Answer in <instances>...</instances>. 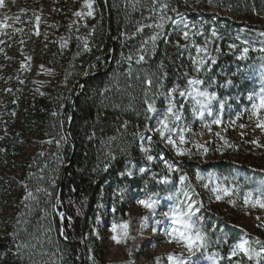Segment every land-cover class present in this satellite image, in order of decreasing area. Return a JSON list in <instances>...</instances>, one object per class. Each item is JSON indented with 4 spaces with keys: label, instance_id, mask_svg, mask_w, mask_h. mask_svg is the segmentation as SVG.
Listing matches in <instances>:
<instances>
[{
    "label": "trees",
    "instance_id": "trees-1",
    "mask_svg": "<svg viewBox=\"0 0 264 264\" xmlns=\"http://www.w3.org/2000/svg\"><path fill=\"white\" fill-rule=\"evenodd\" d=\"M91 1L96 23L57 20L41 41L54 70L44 89L4 68L8 49L0 40V264L101 260L95 231L103 211L122 221L135 198L170 192L176 182L161 164L172 159L166 151L159 158L160 143L151 161L145 157L142 141L156 120L145 101L167 110L165 92L174 98L188 78L219 97L221 78L233 68H264V0ZM47 2L57 8L65 0ZM231 153L248 158L252 150L241 143ZM179 169L188 181L191 169ZM202 214L222 225L216 213ZM202 230L219 264H257L243 254L229 258L232 233L217 238L208 225Z\"/></svg>",
    "mask_w": 264,
    "mask_h": 264
},
{
    "label": "rangeland",
    "instance_id": "rangeland-1",
    "mask_svg": "<svg viewBox=\"0 0 264 264\" xmlns=\"http://www.w3.org/2000/svg\"><path fill=\"white\" fill-rule=\"evenodd\" d=\"M88 2L92 4L91 16L87 15L89 9L85 7V0H65V3L59 4L57 8L51 3L48 4L47 0H3L0 3V23L7 26L0 27L6 34L1 36L0 40L5 41L8 49L2 57L4 68L7 71H19L26 83L44 89L53 79L54 70L41 56L42 53L47 54V49L43 51L41 47V41H47L50 31L61 21L76 24L78 28L96 23L97 11L93 2L91 0ZM76 12L84 15L76 16ZM162 20L159 24L165 21ZM161 29L162 27H158L157 32ZM243 54L242 51H238L235 55L236 60H242ZM229 73L221 78L222 82L218 87L220 96L215 97L207 105L212 115L204 111V115L201 116L203 110L199 105L191 98L186 99L180 95L182 91L191 90L188 82L194 79L188 78L174 98L165 92L168 105L174 102L173 114L168 116V130L163 137L157 131L160 127L159 122L167 111L164 106L157 108L156 120L150 130L151 135L143 138L142 146L147 159L151 156L152 146L161 144L163 150L159 158L164 159L162 152L166 151L172 159L169 163L163 161L161 164L172 165L171 171L165 167L176 177V182L170 192L163 190L158 194L135 198L130 203L126 218L122 221L112 220L105 209L97 220L95 231L105 254L101 260H91V264H168V254L182 255L186 258L188 256L186 249L174 242L168 243L166 230L169 221L164 215L177 202L185 200V192L196 202L194 207L200 209L194 220L201 230L203 226L208 225V231L215 233L214 237L217 238L232 233L236 237L232 249L242 239H247L250 246L257 250L264 245V209L244 204L245 192L253 191L254 195H258L264 191V130L257 127V118L245 111L250 107L247 96L264 91V68L247 66L242 70L235 67ZM196 87L207 92L206 89L200 88V84ZM221 104L224 105L223 109L220 107ZM176 115L180 117L179 120L175 119ZM261 116L264 117V112ZM217 118L221 120L219 125L213 123ZM181 130L185 138L183 144L179 139ZM169 140L175 144L169 143ZM252 141L257 143L254 144ZM241 143L252 150L250 157H238L231 153V148ZM177 148L185 154L178 155ZM179 165L183 169H191L188 181L184 179L181 182V177L184 176ZM217 166L230 167V170L225 168L220 173L216 170L219 168ZM157 181L160 183V179ZM217 187L232 189V194L223 196L221 193L222 199L217 200L215 193L212 192V189ZM149 197L158 200L152 210L138 203L139 200ZM230 200L233 203H229ZM105 207L104 205L103 208ZM203 212L216 213L222 219V225L215 227L208 217H203ZM124 221L129 225L128 237L124 243L116 244L111 240V226L113 223L120 224ZM257 240L260 241L259 244L256 243ZM192 259L194 264H219L217 259L208 255L207 248ZM252 260L257 261L255 258Z\"/></svg>",
    "mask_w": 264,
    "mask_h": 264
},
{
    "label": "snow or ice",
    "instance_id": "snow-or-ice-1",
    "mask_svg": "<svg viewBox=\"0 0 264 264\" xmlns=\"http://www.w3.org/2000/svg\"><path fill=\"white\" fill-rule=\"evenodd\" d=\"M3 0H0V3H2ZM85 7L89 9L87 12L88 16L92 15V4L88 2V0H85ZM164 7H167L166 5ZM76 16H82L84 15L81 12H76ZM37 21H39V17L36 18ZM7 25L0 23V27H6ZM156 27H163L162 24L156 25ZM185 38H187L188 33L185 32ZM215 35V33H213ZM156 36L151 37L153 41L156 40ZM233 47H235L233 45ZM197 51H204V49H197ZM245 53L248 51L247 48L243 50ZM129 60L131 57L128 58ZM140 60H143V57H140ZM139 62V61H137ZM214 62V61H213ZM196 63V61H194ZM200 63H203V61H200ZM23 68L24 65H21ZM43 67V66H41ZM149 84L151 81H147ZM189 86L191 88L190 91H182L180 95L182 97L191 98L195 101L196 105H199L201 111V116L204 115V111H207L209 115H212V112L207 108V105L211 103L213 99H215L214 95H209L205 91L199 90L196 85H199L202 83V81L199 80H190ZM247 100L250 102V107L246 108L245 111L249 112L251 116L256 117L258 120L257 127L264 130V117L261 116V113L264 112V91L250 94L247 96ZM147 104V112L152 113L155 112L156 109L154 108L152 103H149L147 100L145 101ZM221 109H223L224 105H220ZM173 114V106L172 104H169L167 108V114L164 116L162 120H160V127L157 129V131L160 132V135L163 137L165 135V131L168 130V116ZM176 120H179L180 117L178 115L175 116ZM213 123L219 125L221 123V120L219 118L214 119ZM235 123V121H233ZM241 127H244V125H240ZM243 135V133H242ZM180 143H185V138L183 135V130H181L179 134ZM169 143L175 144L174 141L169 140ZM227 143V141H225ZM252 143H257L256 141H252ZM207 151V149H205ZM177 154L178 155H184V151L177 148ZM147 159L151 161L153 159L152 156H148ZM168 169L171 171L172 165L168 164L166 165ZM141 172L144 171V169H140ZM132 173L129 172L128 175H131ZM185 178L181 177V182H183ZM160 183H168L167 179H162L159 181ZM207 187V185H205ZM212 192L215 193L216 199L220 200L222 199L221 193H223V196H230L232 194V189L224 188V187H217L213 188ZM31 196V193L28 194ZM185 200L181 202H177L174 207L170 209L169 212L164 213L165 217L169 221V226L166 230V236L168 237V243H176L178 245H181L184 249L187 250L188 256L185 258L182 255H174V254H168L167 260L168 264H194L193 257L196 256L197 253H201L203 250H206L207 248V237L206 234L201 230L200 227L197 225V221L194 220V217L196 216V213L200 210L199 207H194L196 204L195 201L191 200L189 197V194L187 192L184 193ZM138 203L142 205L144 208H147L149 210L154 209L156 204L158 203V200H154L151 197L148 199H142L139 200ZM229 203H233V201H229ZM244 204L245 206H251L253 208L259 207L261 209H264V191H262L258 195H254L253 191H248L244 193ZM63 215V213H61ZM128 222L124 221L120 224L113 223L111 226V240L115 242L116 244L124 243L125 240L128 237ZM256 243H260L259 240L256 241ZM238 254H243L246 256L249 260L256 259L257 264H259L260 259H264V245L257 250L256 248H253L250 246L249 241L247 239H242L239 241L232 249L230 253V257L237 256ZM218 255V254H217ZM157 261H159V258H157Z\"/></svg>",
    "mask_w": 264,
    "mask_h": 264
}]
</instances>
